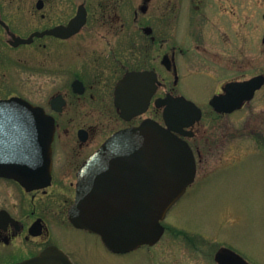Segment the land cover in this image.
<instances>
[{"label":"flooded vegetation","instance_id":"af4514ba","mask_svg":"<svg viewBox=\"0 0 264 264\" xmlns=\"http://www.w3.org/2000/svg\"><path fill=\"white\" fill-rule=\"evenodd\" d=\"M248 1L0 0V101H27L50 116L54 127L49 177L37 180L45 176L37 146L39 132L36 130V138L27 139L26 127L40 128L42 122L28 123L26 115L20 113L23 130L19 138L12 139L11 108L0 107V264H27L51 247L65 256V264H84L76 251L54 239L64 230L93 237L100 248L114 256L154 246L111 252L99 236L71 222L69 213L76 203L81 168L110 137L137 127L143 120H153L168 129L163 118L165 105L160 103L168 96H183L180 87L185 79L180 77L178 55L187 57L190 51L172 44L174 30L183 35L194 31V75L216 86L206 92L212 93L207 101L211 117L221 119L239 113L254 99L264 85L251 101L232 113H219L209 104L212 97L227 93L231 83L264 77L262 72L247 79L234 77V69L243 67L247 73L250 62L240 64L229 53L221 58L211 51L214 44L229 47L236 37L239 42L242 39V48L249 45ZM235 25H241L242 36ZM261 42L264 44V33ZM156 48L159 52L155 54ZM129 73H154L155 89L151 92V77L147 75L142 80L133 78L117 92ZM220 79H224L222 84H218ZM45 93L52 94L47 97ZM115 93L153 95L142 114L126 120L115 105ZM194 103L202 112V120L205 110ZM201 120L177 134L188 142L196 170L218 147L217 138L194 129ZM196 134L199 136L192 144ZM103 166L102 174H109V179L100 181L104 188H135V179L126 178L127 164L124 171L114 162L105 161Z\"/></svg>","mask_w":264,"mask_h":264},{"label":"rangeland","instance_id":"374dc122","mask_svg":"<svg viewBox=\"0 0 264 264\" xmlns=\"http://www.w3.org/2000/svg\"><path fill=\"white\" fill-rule=\"evenodd\" d=\"M248 2L249 45L242 48V39L239 42L236 37L229 47L214 44L211 50L221 58L229 53L240 64L249 61L247 73L243 67L234 69V77L245 79L264 74V0ZM234 29L242 36L241 25ZM171 36L172 44L190 50L187 57L178 55L180 77L185 79L181 94L205 110L204 118L194 129L217 138L218 147L208 160L198 164L195 183L167 213L162 222L165 233L152 248L141 247L114 256L100 248L93 237L82 233L64 230L60 236L56 233L54 239L62 246H70L84 264H215L213 256L220 247L232 249L251 264H264V87L241 112L221 119L211 117L207 101L212 93L206 92L216 86L194 75V31L183 35L174 30ZM223 81L220 79L218 84ZM51 94L45 93L47 97ZM197 136L190 140L192 144Z\"/></svg>","mask_w":264,"mask_h":264},{"label":"water","instance_id":"95a60500","mask_svg":"<svg viewBox=\"0 0 264 264\" xmlns=\"http://www.w3.org/2000/svg\"><path fill=\"white\" fill-rule=\"evenodd\" d=\"M147 75L151 77L152 92L156 83L154 73H129L120 82L117 92L128 86L133 78L142 80ZM263 85V76L231 83L226 87L227 93L214 96L210 105L219 113H232L240 109L244 102L250 101ZM152 95L115 93V105L120 109L121 117L129 120L146 110ZM160 104L166 106L163 117L168 129L152 120H144L137 127L113 135L81 168L77 199L70 210V220L75 226L98 235L111 252L126 253L142 245L157 243L164 233L161 221L195 179L196 165L192 151L175 132L180 133L200 121L201 110L184 97L168 96ZM160 104L157 102L158 106ZM2 106L11 108L12 139L19 138L23 130L18 116L20 113L26 115L28 123L42 122L40 128L27 126L26 138L34 139L39 132L37 146L45 176L37 180H45L49 175L53 120L40 108L18 98L0 101ZM105 161L106 164L116 163L122 171L123 165L127 164L129 171L126 178L129 181L135 179V188L129 186L122 191L108 186L104 188L100 181L109 179V174H102ZM214 259L217 264H249L228 248H220ZM66 261L57 248L51 247L27 264H65Z\"/></svg>","mask_w":264,"mask_h":264}]
</instances>
